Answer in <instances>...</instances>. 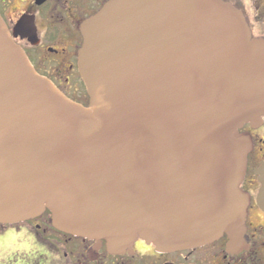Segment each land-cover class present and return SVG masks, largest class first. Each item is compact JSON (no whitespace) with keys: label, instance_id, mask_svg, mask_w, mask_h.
Instances as JSON below:
<instances>
[{"label":"water","instance_id":"obj_1","mask_svg":"<svg viewBox=\"0 0 264 264\" xmlns=\"http://www.w3.org/2000/svg\"><path fill=\"white\" fill-rule=\"evenodd\" d=\"M88 105L40 74L0 14V223L47 210L124 252L244 245L264 39L224 0H109L82 26ZM264 210V161L256 169Z\"/></svg>","mask_w":264,"mask_h":264},{"label":"flooded vegetation","instance_id":"obj_2","mask_svg":"<svg viewBox=\"0 0 264 264\" xmlns=\"http://www.w3.org/2000/svg\"><path fill=\"white\" fill-rule=\"evenodd\" d=\"M244 14L254 39H264V0H224ZM109 0H0V14L35 69L70 99L88 105L90 96L78 67L81 26ZM241 131L253 149L241 188L250 196L244 245L233 247L227 234L198 247L160 251L143 239L124 252L59 231L48 212L22 222L0 223V258L9 264H264V210L256 169L264 161V116ZM1 263V262H0ZM3 264V263H2Z\"/></svg>","mask_w":264,"mask_h":264},{"label":"rangeland","instance_id":"obj_3","mask_svg":"<svg viewBox=\"0 0 264 264\" xmlns=\"http://www.w3.org/2000/svg\"><path fill=\"white\" fill-rule=\"evenodd\" d=\"M0 264H9L10 263V258H0Z\"/></svg>","mask_w":264,"mask_h":264},{"label":"trees","instance_id":"obj_4","mask_svg":"<svg viewBox=\"0 0 264 264\" xmlns=\"http://www.w3.org/2000/svg\"><path fill=\"white\" fill-rule=\"evenodd\" d=\"M50 214V211H47Z\"/></svg>","mask_w":264,"mask_h":264}]
</instances>
